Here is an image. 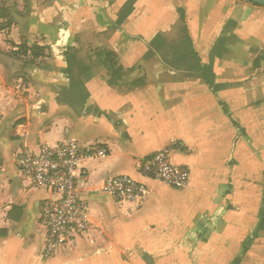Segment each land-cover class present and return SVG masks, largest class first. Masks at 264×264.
<instances>
[{"label": "crops", "instance_id": "0c3cea01", "mask_svg": "<svg viewBox=\"0 0 264 264\" xmlns=\"http://www.w3.org/2000/svg\"><path fill=\"white\" fill-rule=\"evenodd\" d=\"M183 26L212 87L191 61L172 58ZM0 27V264H264V7L0 0ZM158 36L166 48L151 46ZM21 44L46 48L45 56L22 55ZM72 47L89 67L84 77L74 67L73 87L64 58ZM102 50L123 67L117 87L96 57ZM70 141L101 144L108 155L77 173L87 232L45 256L42 207L58 195L22 177L14 158ZM162 149L187 171L186 188L140 173ZM120 175L147 187L142 202L120 204L101 191Z\"/></svg>", "mask_w": 264, "mask_h": 264}, {"label": "built area", "instance_id": "2783aa9c", "mask_svg": "<svg viewBox=\"0 0 264 264\" xmlns=\"http://www.w3.org/2000/svg\"><path fill=\"white\" fill-rule=\"evenodd\" d=\"M107 149L98 143L81 146L67 142L55 147L42 145L36 152L25 150L14 158L18 173L36 188H44L58 195V200L47 201L42 207L41 224L46 230L44 255H50L60 246H74L89 227V208L77 197V173L81 164L89 160H101ZM0 155V173L3 170ZM140 173L146 178L163 183L173 189L187 187L188 173L169 161V149L144 159ZM101 191L120 204L142 202L147 187L129 176L120 175L107 179Z\"/></svg>", "mask_w": 264, "mask_h": 264}, {"label": "trees", "instance_id": "16d2710c", "mask_svg": "<svg viewBox=\"0 0 264 264\" xmlns=\"http://www.w3.org/2000/svg\"><path fill=\"white\" fill-rule=\"evenodd\" d=\"M126 8H128L127 9L128 11L131 9L129 4ZM180 21L183 22V16L182 15H180ZM3 28L4 27H0V30ZM181 29H182L181 32H182L183 37H182V40L176 44L177 54L175 53L176 54L175 55L173 53L176 57L173 55L172 58H174L176 61H179V60H183L185 62L191 61L192 65L195 64V66L193 68L199 72L200 77L205 81L206 85L208 87H212L213 81L209 77L207 67H201L200 66L198 58L196 57V55L194 53L191 52L190 42L184 34V32H185L184 26L181 27ZM166 45H167L166 42L164 40H162L160 36L154 38L151 41V46L154 47L155 49H159L162 47L166 48L167 47ZM172 48H174V47H171V49ZM18 50H19V53L22 55H25V56L29 55L32 59H37L39 57L45 56L46 48H42V47L35 46V45L27 48L25 45L21 44L18 46ZM77 53H78V51L73 47L67 48L66 52L64 53V58H65V61L67 64L65 72L68 75L70 82L72 83L71 87H73V84L77 83V80H75V78L73 76V69L76 65H79V67H80L79 68V76L84 77L89 72V67L84 65L82 63V61H80L77 58ZM96 57H97V59L101 60L102 65L106 68V70L108 72V80H107L108 86L111 88L117 87L119 85L120 81L122 80L123 67L121 65H119L116 55L112 51L102 50V51L96 53ZM80 82H81V80H79L78 83L80 84ZM134 85H136V84H134ZM263 225H264V210L261 214L259 229H262ZM250 242H251V240H248L247 243L244 244L243 249H242V253H246V251L248 250V247L250 245ZM240 261H241V257H238L237 259L234 260L233 264H239Z\"/></svg>", "mask_w": 264, "mask_h": 264}, {"label": "water", "instance_id": "95a60500", "mask_svg": "<svg viewBox=\"0 0 264 264\" xmlns=\"http://www.w3.org/2000/svg\"><path fill=\"white\" fill-rule=\"evenodd\" d=\"M253 5L264 7V0H245Z\"/></svg>", "mask_w": 264, "mask_h": 264}, {"label": "rangeland", "instance_id": "374dc122", "mask_svg": "<svg viewBox=\"0 0 264 264\" xmlns=\"http://www.w3.org/2000/svg\"><path fill=\"white\" fill-rule=\"evenodd\" d=\"M176 44H177V42H176V43H174V42L171 43V47H174V48H172V52H173L174 54H175V53L177 54V46H176ZM175 46H176V47H175ZM176 54H175V55H176ZM175 55H174V56H175ZM175 57H176V56H175ZM78 66H79V65H78ZM78 80H81V78H79Z\"/></svg>", "mask_w": 264, "mask_h": 264}]
</instances>
